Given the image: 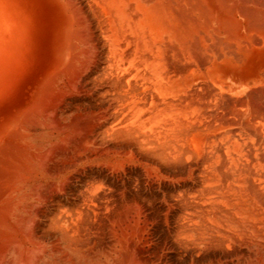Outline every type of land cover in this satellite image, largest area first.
I'll return each instance as SVG.
<instances>
[{
  "label": "bare ground",
  "instance_id": "6f19581e",
  "mask_svg": "<svg viewBox=\"0 0 264 264\" xmlns=\"http://www.w3.org/2000/svg\"><path fill=\"white\" fill-rule=\"evenodd\" d=\"M0 264H264V0H0Z\"/></svg>",
  "mask_w": 264,
  "mask_h": 264
},
{
  "label": "rangeland",
  "instance_id": "374dc122",
  "mask_svg": "<svg viewBox=\"0 0 264 264\" xmlns=\"http://www.w3.org/2000/svg\"><path fill=\"white\" fill-rule=\"evenodd\" d=\"M196 141L192 142L191 140H189V143H180L181 146H182V149H177L179 147H175V151L173 152V155H172V159L170 160L171 162H167V163H161L160 167L158 168V171H212V170H215L216 168H214V166L212 165L210 159H211V149H210V145H209V141L205 140V144L202 143V146L199 148V145L197 143L200 142L201 140H198L197 138L195 139ZM222 143V144H221ZM217 144V150L221 149V153L220 151H216L217 153L219 152L220 155L223 157H220L222 158L221 160V164L220 166L222 165V162H226L228 161V156H233V157H236V156H239V155H235L233 152L231 153H226V146H227V143L226 141H220V140H216L215 142V145ZM187 145V146H186ZM192 147H191V146ZM249 145V144H247ZM191 147V149L189 147ZM186 149H185V148ZM247 150H249L248 148H245L244 149V152L245 154L247 153ZM177 151V152H176ZM214 152H215V148H214ZM225 154V155H224ZM224 155V156H223ZM247 155V154H246ZM246 155H244L245 157H247ZM226 156V157H225ZM207 158V162H206V158ZM241 157V156H239ZM226 161H225V159ZM237 158V157H236ZM235 158V159H236ZM250 156L247 157V159H249ZM245 158H242L240 160H243V162H245L244 160ZM249 161H252L253 162V159H249ZM241 163V161H240ZM225 167L227 166L228 167V164L227 162L224 164ZM222 165V166H224ZM248 167V165H247ZM223 169V167H222ZM224 169H229V168H224ZM231 170H236L237 168L233 169L232 167H230ZM239 171L241 170L242 171V168L240 169V167H238Z\"/></svg>",
  "mask_w": 264,
  "mask_h": 264
}]
</instances>
